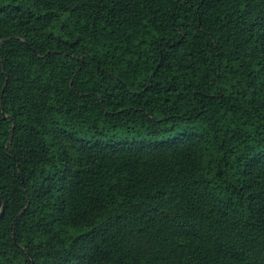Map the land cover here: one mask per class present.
Listing matches in <instances>:
<instances>
[{
  "label": "trees",
  "instance_id": "16d2710c",
  "mask_svg": "<svg viewBox=\"0 0 264 264\" xmlns=\"http://www.w3.org/2000/svg\"><path fill=\"white\" fill-rule=\"evenodd\" d=\"M0 264H264V0H0Z\"/></svg>",
  "mask_w": 264,
  "mask_h": 264
},
{
  "label": "water",
  "instance_id": "95a60500",
  "mask_svg": "<svg viewBox=\"0 0 264 264\" xmlns=\"http://www.w3.org/2000/svg\"><path fill=\"white\" fill-rule=\"evenodd\" d=\"M2 210V198H1V195H0V212Z\"/></svg>",
  "mask_w": 264,
  "mask_h": 264
}]
</instances>
